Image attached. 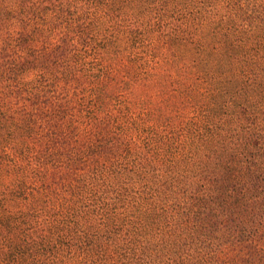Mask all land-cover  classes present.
I'll list each match as a JSON object with an SVG mask.
<instances>
[{
	"label": "trees",
	"instance_id": "obj_1",
	"mask_svg": "<svg viewBox=\"0 0 264 264\" xmlns=\"http://www.w3.org/2000/svg\"><path fill=\"white\" fill-rule=\"evenodd\" d=\"M0 264H264V0H0Z\"/></svg>",
	"mask_w": 264,
	"mask_h": 264
}]
</instances>
